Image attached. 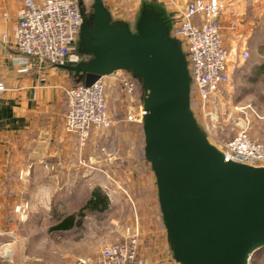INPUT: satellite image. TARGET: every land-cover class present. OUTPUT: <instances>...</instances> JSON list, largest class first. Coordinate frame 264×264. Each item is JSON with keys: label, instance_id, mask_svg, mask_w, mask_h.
I'll use <instances>...</instances> for the list:
<instances>
[{"label": "rangeland", "instance_id": "1", "mask_svg": "<svg viewBox=\"0 0 264 264\" xmlns=\"http://www.w3.org/2000/svg\"><path fill=\"white\" fill-rule=\"evenodd\" d=\"M81 2L90 19L94 0ZM103 2L114 21L129 23L133 31L145 4L166 7L155 0ZM223 3L225 8L220 18L226 13L227 4ZM253 20L256 33L251 36L243 32L239 36L242 49L234 51L226 45L230 51L229 81L205 108L197 97L191 96L199 123L216 145L233 139L245 126L252 138L264 144V72L259 74L256 68L264 64V15L257 14ZM238 25L239 21L234 19L225 25L224 42L225 37L235 39L233 33ZM245 49L250 56L242 61ZM74 56L78 63L88 59L80 51V42ZM120 74L117 71L103 78L113 125L94 128L84 144L77 137L73 159L67 166L50 161L52 156L47 155L31 168L28 178L23 179V171L20 172V185L23 179L30 189L25 194L22 191L15 194L13 210H3L0 214V264H71L82 257L95 260L104 246L125 239L129 232H138L140 253L151 243L155 253L160 250L166 253L163 238L157 233L160 227H165L156 176L145 158L143 123L126 120L131 103L120 90L117 79ZM140 100L139 94L135 104L139 105ZM98 187L108 197L106 210H86L81 225L71 230L54 229L68 215L79 213ZM61 200L65 206L58 209L56 202ZM70 201L72 206L66 207L65 202ZM249 264H264V247L252 255Z\"/></svg>", "mask_w": 264, "mask_h": 264}, {"label": "water", "instance_id": "2", "mask_svg": "<svg viewBox=\"0 0 264 264\" xmlns=\"http://www.w3.org/2000/svg\"><path fill=\"white\" fill-rule=\"evenodd\" d=\"M79 42L88 59L61 66L85 86L117 71H129L143 85L145 158L175 260L249 264L264 247V166L227 161L210 141L192 108L182 43L163 12L145 4L132 31L113 20L103 0H94Z\"/></svg>", "mask_w": 264, "mask_h": 264}, {"label": "built area", "instance_id": "3", "mask_svg": "<svg viewBox=\"0 0 264 264\" xmlns=\"http://www.w3.org/2000/svg\"><path fill=\"white\" fill-rule=\"evenodd\" d=\"M168 6L178 8L171 35L179 39L186 54L192 80L191 96L197 97L203 108L229 81L230 51L220 20L225 4L222 0H191L183 7L176 0H166ZM86 11L81 0H25L19 12L15 31V45L22 54L18 59L20 72L30 70V59L36 58L51 65H63L71 58L80 40ZM7 38L4 34L3 39ZM244 50L242 57L249 58ZM120 90L129 99L126 120L143 123L146 110L138 99V83L132 74L118 71ZM123 72V73H122ZM6 85L0 82V91ZM67 109L63 116L64 129L76 135L84 144L96 127L113 125L103 78L91 86L71 85L65 89ZM216 145V144H215ZM227 161L251 166H264V144L249 134L248 126L233 139L216 145ZM24 173H21L23 177ZM71 264H148L140 254L138 232H129L119 242L106 245L98 257L75 259Z\"/></svg>", "mask_w": 264, "mask_h": 264}, {"label": "crops", "instance_id": "4", "mask_svg": "<svg viewBox=\"0 0 264 264\" xmlns=\"http://www.w3.org/2000/svg\"><path fill=\"white\" fill-rule=\"evenodd\" d=\"M155 1L164 3L168 16L175 23L178 8L168 6L166 0ZM187 1L175 2L183 7ZM222 1L227 4V14L220 18L222 23L229 24L233 19L237 23L239 21L233 33L235 39L225 37V44L237 51L243 48V42L239 38L243 32L251 36L256 33L253 19L257 14L264 15V0ZM24 2L25 0L0 2V82L7 88L0 91V214L3 210H13L15 194H20V191L25 194L26 190L30 189V185L23 179L29 177L31 168L38 166L47 155L52 156L50 161L59 162L63 167L67 166L73 159L78 142L77 136L68 134L63 125V116L67 109L65 89L74 84L77 79L75 74L61 65H51L36 58L30 59L31 67L28 72L19 71L20 65L17 61L22 58V54L15 45V31ZM249 2L254 4L249 7ZM240 21L245 24L242 25ZM4 34H7L5 40ZM242 58L241 56L243 61ZM77 63L73 55L64 65ZM21 171L24 175L20 185ZM71 202L73 201L65 202L66 207L72 206ZM64 206L62 200L56 202V208L61 209ZM157 233L160 239L163 238L166 253L161 250L160 253H155L154 243H151V246L140 254L146 258L148 264H180L175 260L173 252H169L172 248L167 239L166 228L160 227Z\"/></svg>", "mask_w": 264, "mask_h": 264}, {"label": "trees", "instance_id": "5", "mask_svg": "<svg viewBox=\"0 0 264 264\" xmlns=\"http://www.w3.org/2000/svg\"><path fill=\"white\" fill-rule=\"evenodd\" d=\"M151 5H153L156 8H158L166 16V18L169 21L170 33H171V28L173 26V21L168 16V14L166 12V9L162 8L161 6H158L156 4H151ZM138 19H139V17H138ZM136 25H137V22H136ZM256 68H257V72L259 74L264 72V64H260V65L256 66ZM134 79L138 83V93L142 96L143 95V85L139 81L138 78L134 77ZM75 82H76V83H74L75 85L84 84V80L79 78V77H77ZM108 204H109L108 197L103 193L102 189L100 187L95 188V190L92 192L91 198L88 200L87 204L79 211V213L67 216L61 223H59L57 226H55L54 229H56V230H70V229H72V228H74L76 226H79V225H81V219L83 218L84 212L86 210H91V211L101 210V211H103V210L107 209Z\"/></svg>", "mask_w": 264, "mask_h": 264}, {"label": "bare ground", "instance_id": "6", "mask_svg": "<svg viewBox=\"0 0 264 264\" xmlns=\"http://www.w3.org/2000/svg\"><path fill=\"white\" fill-rule=\"evenodd\" d=\"M9 253V252H8ZM12 253V252H11Z\"/></svg>", "mask_w": 264, "mask_h": 264}]
</instances>
